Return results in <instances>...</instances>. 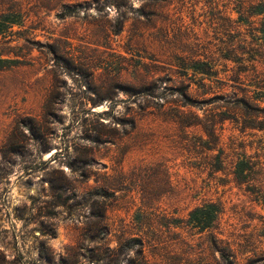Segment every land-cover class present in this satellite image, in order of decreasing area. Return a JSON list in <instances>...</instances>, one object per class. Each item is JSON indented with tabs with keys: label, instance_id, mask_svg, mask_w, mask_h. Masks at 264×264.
Returning <instances> with one entry per match:
<instances>
[{
	"label": "rangeland",
	"instance_id": "374dc122",
	"mask_svg": "<svg viewBox=\"0 0 264 264\" xmlns=\"http://www.w3.org/2000/svg\"><path fill=\"white\" fill-rule=\"evenodd\" d=\"M257 1L0 0L18 21L0 37V264H216L207 232L174 222L208 203L237 261L264 264L257 182L227 176L245 154L264 187V132H242L243 112L224 102L264 108ZM202 63L215 74H194ZM176 112L212 118L216 150ZM130 237L144 258L120 251Z\"/></svg>",
	"mask_w": 264,
	"mask_h": 264
},
{
	"label": "trees",
	"instance_id": "16d2710c",
	"mask_svg": "<svg viewBox=\"0 0 264 264\" xmlns=\"http://www.w3.org/2000/svg\"><path fill=\"white\" fill-rule=\"evenodd\" d=\"M248 14L250 17H258L260 18L261 27L263 31L261 32L264 35V0H258L255 4H250ZM9 11H0V37H4L5 32L10 29L12 26L18 24L17 19H11V15ZM264 38V37H263ZM2 54H0V72L3 71L4 66L2 64H9L10 61L3 59ZM194 74H202L206 77H211L215 74L212 71L213 67L207 63H202L198 66H193ZM234 83H238L240 78L238 76L233 78ZM179 96L182 100H184L185 104L190 100L185 91H178ZM221 100H224V97H218ZM255 100L259 102H264V90L260 92L258 98ZM225 104H227L228 109H237L243 112L244 117L247 119L253 118L256 119L253 123H248V121H244L241 124L242 132L246 130L264 132V108H260L255 101H250L247 95H243L242 97H238L237 94L233 93L232 96H229L227 100H224ZM261 115V116H259ZM206 118V117H205ZM259 118V121H257ZM226 120V119H223ZM172 122L181 126L182 128H190L200 126L204 134L208 137V141L204 143V150L206 153H211L216 150L219 144V136H216V128L215 123L212 118L208 120L207 123H203L202 120L193 114H187L185 112H176L173 114ZM239 159L234 163L231 167V171L227 172V176H233V182L237 186L242 185H252V183L257 182V184L252 187V189H247V192L251 195L255 194L254 201L260 204L264 209V187L260 184V181H255V175L261 171L260 163H252L251 157H247L245 154H240ZM213 161V163H212ZM225 159L222 158V152L219 151L217 156L211 158V161L207 163L212 173L222 172L224 170L223 164ZM257 167H259L258 170ZM249 188V187H248ZM222 214V210L218 209L217 205L214 203H208L201 207L194 208L184 220L174 219V222L177 224H183L179 228H189L190 230L196 231L198 234L207 232L208 235V249L212 254L217 255L216 264H240L237 261V258L233 252L232 247L229 242L224 239H219L213 233L216 229L217 221L219 215ZM176 224V223H175ZM136 247L139 250L135 251V255L137 257H143V249L144 243L140 237H130L124 240L120 245V251H132ZM119 251V252H120ZM121 253V252H120ZM263 254V253H261ZM256 254H253L255 257ZM253 257H249L246 260V264L252 261ZM144 258V257H143ZM135 264V263H133ZM250 264H253L251 262Z\"/></svg>",
	"mask_w": 264,
	"mask_h": 264
}]
</instances>
